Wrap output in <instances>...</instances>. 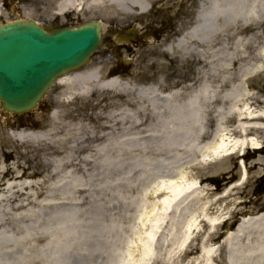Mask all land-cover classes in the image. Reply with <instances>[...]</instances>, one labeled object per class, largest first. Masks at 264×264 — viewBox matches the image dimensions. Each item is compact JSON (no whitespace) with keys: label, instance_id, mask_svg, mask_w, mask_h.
Here are the masks:
<instances>
[{"label":"rangeland","instance_id":"obj_1","mask_svg":"<svg viewBox=\"0 0 264 264\" xmlns=\"http://www.w3.org/2000/svg\"><path fill=\"white\" fill-rule=\"evenodd\" d=\"M55 1L2 0L0 25L17 19L46 26L102 22V46L82 69L99 67L100 76L84 86L55 83L38 109L24 115H9L0 107L3 150L10 154L7 182L31 184L36 198L34 202L29 198V205L14 211L17 200L26 196L18 193L13 202L2 203L0 209L8 213V218L28 214L30 228L47 241L52 232L67 228L71 215V246L65 245L56 260L54 256L36 258L40 264H118L120 255L126 256L127 240L136 232L139 238L133 236L131 240L129 264H197V250L176 257L188 222L198 219L199 229L207 232V223L222 217L207 245L200 242L199 229L192 236L193 247L203 244L214 248V264H226L229 247L223 242L225 235L242 218L264 211V171L249 169L256 156L264 155L261 134L242 140L257 143L258 148L241 150L233 159L209 167L205 163L225 130L252 125L236 118L230 122L233 113L264 115V20L236 35L215 32L200 44L202 58L198 59L191 54L168 53L165 47L192 25L199 0H182L180 18L170 35L167 31L155 32L158 27L153 23L166 18V8L175 6L177 0H151L149 11L134 15L137 18L108 17L102 9L86 7L57 16ZM133 28L139 32V39L124 48L112 44L117 32ZM238 39L250 47L246 57L235 65L229 85L235 106L222 103L216 113L206 109L209 112L199 125L187 120L181 125L169 119L168 101L171 105L183 104L205 81L213 85L223 77L226 56L240 55L235 48L225 50ZM117 48L118 58L109 54L116 53ZM111 78L117 83L107 87L105 83ZM149 88L152 90L147 91ZM175 91L180 93L177 97L172 96ZM169 95L165 101L163 97ZM254 124L264 127V122ZM18 130L24 135L15 136ZM233 136L239 137V133ZM244 170L247 180L240 184ZM17 175L21 178L14 180ZM171 183L184 186L183 193L189 189L194 192L165 212L157 230L155 254L147 258L140 250L141 241L149 220L163 213L159 206L166 195L159 186ZM139 210L148 216L143 224L136 219ZM168 243H172L170 247Z\"/></svg>","mask_w":264,"mask_h":264},{"label":"bare ground","instance_id":"obj_2","mask_svg":"<svg viewBox=\"0 0 264 264\" xmlns=\"http://www.w3.org/2000/svg\"><path fill=\"white\" fill-rule=\"evenodd\" d=\"M150 3L151 0H57L53 3V6L57 10L55 13L59 16H64L70 11L82 10V8L86 7L92 10L96 8L102 9L108 17L131 18L134 15L138 16L147 13ZM133 18L137 17L134 16ZM193 18L192 25L181 37L167 45L165 51L168 53L191 54L198 59L202 58L200 57V44H205L215 32L217 33L221 30L236 35L244 32L250 24L263 21L264 0H199ZM133 31L137 32L136 29H133ZM126 34L129 35L130 31L126 32ZM243 41V39H238L232 44L233 47L231 49L226 48L225 51L228 52L235 48L240 52V55L233 56L229 54L226 56L224 61L225 68L222 71L223 77L216 79L213 85L205 81L199 88L198 93L192 94L185 103L180 105H171L168 101L170 95L163 97L165 101H168L166 104L168 106L169 119L175 120L181 125L186 120L199 125L202 116L207 115L209 112L206 109L210 108L211 112L216 113L222 103L229 107L235 106L233 103L234 99L229 94L231 93L229 85L233 80L232 75L236 69L235 65L246 57V51L250 47L249 43ZM99 76V67H89L60 77L56 84L84 86L89 82L98 81ZM116 83L117 79L111 78L105 85L114 87ZM151 90L149 88L147 91ZM178 94L180 93L175 91L172 96L177 97ZM247 98L251 101L260 102L253 96H248ZM200 102H202L204 107L203 112L200 111ZM234 118L240 121L247 120L252 125L237 127L233 129L234 131L225 130L213 144L210 151L211 156L207 159L209 161L205 163L206 167L233 159L241 150L248 151L258 148L259 145L257 143L250 142L249 144L242 141L249 136H254L255 133L261 134L259 138L264 143V127L255 126L254 124L255 122H264V115H253V112L238 113V115L233 113L230 122L234 121ZM236 132L239 133V137L233 136ZM23 135L24 133L18 130L15 136L20 137ZM3 137L0 134V205L13 202L15 195L20 193L26 196L17 200L15 207H13L14 211H19L25 205H29V198L31 202H34L36 198L35 194L31 192L33 187L31 184L7 182L10 170L6 161L10 154L3 150ZM201 138L205 139L207 137ZM241 158L243 159V156ZM255 160V162L251 163L249 169H256L257 172L264 171V155L256 156ZM20 178L17 175L14 180ZM246 180L247 172L244 170L239 177L238 183L243 184ZM183 187L178 183L159 186L162 191L164 189L163 193L166 195L161 199L159 206L160 212L163 213H157L149 220L150 225L146 229L145 237L140 245V250L145 257H153L155 254L157 230L165 212L176 208L194 192L189 189L187 193H183ZM28 189L30 190L26 193ZM142 196L144 198V195ZM140 204H142V201ZM147 218L148 216L142 210H139L136 219L143 224ZM198 218L200 219V217ZM221 218L211 220L209 224L207 223L209 229L207 232L199 229L200 224H196L198 219H193L192 223L191 221L188 222L184 231L185 239L180 241L176 248V257L180 258L188 252L192 253L197 250L199 252V257L195 260L197 264H214L216 250L214 248H206L204 245H207L211 240V236L215 232ZM29 220L28 214L8 218V213L0 209V264H40L39 261L35 260L36 258L40 259V257L46 258L49 256H54L56 260L65 245L66 248L71 246L73 241L71 215L69 216L67 228H60L59 233L52 232L50 234L51 239H48V241L47 238L36 235L35 230L30 228L28 224ZM201 222L204 223V220L201 219ZM195 229H199L200 242L204 244L197 249L193 247L194 237L192 235ZM133 236L139 238V233H133L130 239L127 240L125 246L126 256L120 255L118 264H129L127 258H129V246ZM223 240L229 247L225 258L226 264H264V211L254 216L242 218L233 231L225 235ZM171 244L168 243L167 246L170 247ZM53 264H57V262H53Z\"/></svg>","mask_w":264,"mask_h":264},{"label":"water","instance_id":"obj_3","mask_svg":"<svg viewBox=\"0 0 264 264\" xmlns=\"http://www.w3.org/2000/svg\"><path fill=\"white\" fill-rule=\"evenodd\" d=\"M102 24L48 28L32 20L0 25V105L21 115L35 110L56 80L82 69L100 46Z\"/></svg>","mask_w":264,"mask_h":264},{"label":"flooded vegetation","instance_id":"obj_4","mask_svg":"<svg viewBox=\"0 0 264 264\" xmlns=\"http://www.w3.org/2000/svg\"><path fill=\"white\" fill-rule=\"evenodd\" d=\"M155 5V4H154ZM181 6H182V0H177L176 1V5L174 6H168L167 9V17L161 20H158L157 24L153 23V25L157 26L158 29L155 32H163V31H167L170 34H173V29H174V25L178 23L179 20V14H180V10H181ZM148 28H150V26H148ZM153 32V33H155ZM159 35V34H156ZM111 44V43H110ZM110 44H107L106 47H109ZM124 44L125 43H121ZM111 67V66H110ZM111 70V68H110ZM110 70L108 72H110ZM111 73H116L117 75L120 74L118 72H111Z\"/></svg>","mask_w":264,"mask_h":264}]
</instances>
